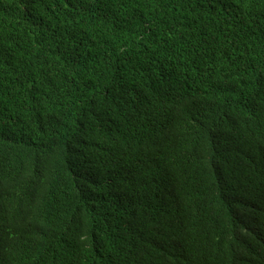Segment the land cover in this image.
Masks as SVG:
<instances>
[{
  "label": "trees",
  "instance_id": "trees-1",
  "mask_svg": "<svg viewBox=\"0 0 264 264\" xmlns=\"http://www.w3.org/2000/svg\"><path fill=\"white\" fill-rule=\"evenodd\" d=\"M0 264H264V0H0Z\"/></svg>",
  "mask_w": 264,
  "mask_h": 264
}]
</instances>
